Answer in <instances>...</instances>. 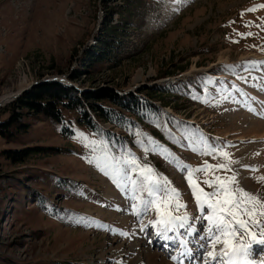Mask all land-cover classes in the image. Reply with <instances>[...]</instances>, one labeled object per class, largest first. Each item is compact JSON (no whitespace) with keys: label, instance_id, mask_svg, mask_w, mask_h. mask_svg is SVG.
<instances>
[{"label":"rangeland","instance_id":"1","mask_svg":"<svg viewBox=\"0 0 264 264\" xmlns=\"http://www.w3.org/2000/svg\"><path fill=\"white\" fill-rule=\"evenodd\" d=\"M258 5L264 0H0V96L20 92L25 78L26 87L50 76L70 80L116 10L113 23L130 26L118 63H101L70 81L82 88L142 90L143 97L164 86L155 103L162 108L168 102L163 110L179 119L170 125L152 118V125L122 137L109 123L100 124V132L90 130L78 122L76 110L63 109V123L25 114L19 121L28 128L12 127L9 136L0 132V264H150L152 253L170 262L178 250L174 234L167 245L150 223L155 211L133 212L132 205L142 208L148 194L139 187L133 193L126 180L114 182L117 173L141 180L126 163L133 157L180 189L193 215L199 212L185 166L226 163L224 151L238 162L231 167L239 185L264 193V159L253 158L264 138L248 140L264 128V117L250 110L257 86L264 87V64L247 60L235 71L224 61L247 54L264 61V7L246 11ZM248 32L253 35H239ZM9 115L4 111L0 121ZM28 146L43 148L21 163L7 157V150ZM196 225L199 240L206 222ZM262 255L264 246L253 245V258Z\"/></svg>","mask_w":264,"mask_h":264},{"label":"snow or ice","instance_id":"2","mask_svg":"<svg viewBox=\"0 0 264 264\" xmlns=\"http://www.w3.org/2000/svg\"><path fill=\"white\" fill-rule=\"evenodd\" d=\"M256 7L264 5L253 6L246 11H255ZM239 35L253 34L248 32ZM248 63L255 66L257 63L264 64V61ZM221 154L226 158V163L214 165L205 161L202 166L196 168L185 166L188 172L186 180L199 215H192L186 210L183 214H178L181 209L188 207L182 200L181 190L172 186L166 177H159L150 165L139 164L134 157L126 163L131 164L133 172H139L141 180L132 179L126 173H117L114 182L123 183L126 180L127 184L132 185L133 193L139 187L148 194L150 199L142 200V208L137 204L132 205L133 212L138 215L141 211L146 213L149 209L155 211L157 218L150 223L165 239L169 238L167 233L179 232L180 229H186L188 234L196 232L190 221L206 222L203 228L204 235L200 237L205 241L200 245L205 250L202 254L203 264H264V258L260 260L253 258V245L264 246V193H253L241 187L237 173L231 167L238 162L231 159V154L227 151ZM250 170L255 171L254 168ZM221 171L223 175L217 174ZM197 173H205L209 178L201 181L196 178ZM202 184L205 187H202ZM132 199L139 198L133 195ZM187 243L181 242V247L186 249L182 255L190 252Z\"/></svg>","mask_w":264,"mask_h":264},{"label":"trees","instance_id":"3","mask_svg":"<svg viewBox=\"0 0 264 264\" xmlns=\"http://www.w3.org/2000/svg\"><path fill=\"white\" fill-rule=\"evenodd\" d=\"M127 10V9H126ZM114 10L104 22L103 28L95 35V43L87 48L80 59L79 67L69 75L70 80L79 81L83 75L91 74L94 67L104 62L118 63L120 59V47L129 36L127 22L113 23ZM118 12V11H116ZM108 15V14H107ZM165 76V75H160ZM82 82V81H81ZM183 84V81H180ZM84 86H81L82 88ZM167 89L164 86H156L147 91V97H143L142 90L139 93L129 92L121 95L117 90L109 87H96L95 89L83 88L79 90L73 85L61 81H47L36 84L30 90L25 91L17 100L4 108H0V116L4 111H9V117L0 121V132L3 135L12 134L11 128H28V124L19 121L25 114L29 116H44L57 123L64 122L63 109L76 110L79 113L78 122L90 130L100 132V124L109 123L118 127L125 133L138 125H152L160 118L168 121L170 125L179 119L163 110L164 102L160 108L155 100L162 98ZM162 100V99H160ZM155 120L151 123V119ZM27 130V129H25ZM37 146H28L15 150H7V157L13 162H24Z\"/></svg>","mask_w":264,"mask_h":264},{"label":"bare ground","instance_id":"4","mask_svg":"<svg viewBox=\"0 0 264 264\" xmlns=\"http://www.w3.org/2000/svg\"><path fill=\"white\" fill-rule=\"evenodd\" d=\"M250 58V59H248ZM262 57H259L256 54H247V55H243L242 57L238 58L237 61L235 62H229L228 60H224L226 62V64L228 65L229 68L233 69V70H238L239 68H242L243 66V62L247 61V60H251V61H263ZM204 69V68H203ZM198 69H192L190 72H187L188 74L195 72ZM166 80L170 81L169 78H167ZM166 80H161V81H166ZM167 81V82H168ZM262 84V83H261ZM28 85V79L25 78L23 81H21L18 84V88L19 91H21L22 89H24L26 86ZM256 87V86H255ZM257 95H255L257 102L252 106H251V111L257 113L258 116L264 117V96L260 93V92H264V87L261 86H257ZM16 90V89H15ZM13 95H15V93H7L3 94L2 96H0V102L4 101L5 99L12 97ZM126 95V94H125ZM255 125V124H253ZM264 125V124H263ZM263 128V127H262ZM254 133V132H253ZM253 136L251 137L248 136V140L249 139H259L260 138H264V128L262 131H260L259 133L256 134H252ZM262 135V136H261ZM238 140H246L243 137L238 138ZM264 145H259L257 152H255V154H253V158L256 159V161H260V159H264ZM246 170H248V168H246ZM257 172V171H256ZM245 175V174H244ZM248 176H245V180L249 183L248 181ZM246 182V183H247ZM252 189V188H251ZM255 191L258 190V187H254ZM185 196V195H184ZM183 199V196H182ZM188 199L187 197H185L184 202H187ZM188 212L190 214H194L195 210L193 208H191L190 206L187 207ZM187 211V210H186ZM192 221H190L191 223ZM194 223V222H193ZM193 227L196 229V232L192 233V234H188L186 233L187 237H184V235H181V233H183V230L186 229H180L179 232H169L167 233V236L169 237L168 239L164 240L168 243H170L169 246H171V241L172 238L170 237L172 234H174V238L178 241V250H175L174 255H171L172 257H177L178 259H172L169 260L170 262H167L165 259L163 258H159V254L157 253H152L150 254L148 257L151 261H149L150 264H203V260H202V254L205 253V250L203 248L200 247V245L202 243H205V241H202L201 238L199 240H197L198 238H196V236H198V232L199 231V225H196V221H195V225H193ZM203 235V234H202ZM182 241H187V248L190 249V252L187 255H182V253H184L186 251L185 248L181 247V242ZM191 241H193L194 243H191ZM173 245V244H172ZM177 245V243H176ZM255 246V245H254ZM174 247V245H173ZM169 248V247H168ZM171 250V249H170ZM147 257V259H148ZM261 258H264V255L261 256ZM260 260V259H259Z\"/></svg>","mask_w":264,"mask_h":264},{"label":"water","instance_id":"5","mask_svg":"<svg viewBox=\"0 0 264 264\" xmlns=\"http://www.w3.org/2000/svg\"><path fill=\"white\" fill-rule=\"evenodd\" d=\"M60 79L61 78H59L58 76H50V77H45V78L41 79L39 82H33L31 85H29L28 87L24 88L20 92L16 93L12 97H9V98L5 99L4 101L0 102V108L12 103L16 99H18L25 91L31 89L33 86H35L38 83H42V82H45V81H51V80H60ZM127 92H129V91H126L125 93H127Z\"/></svg>","mask_w":264,"mask_h":264}]
</instances>
